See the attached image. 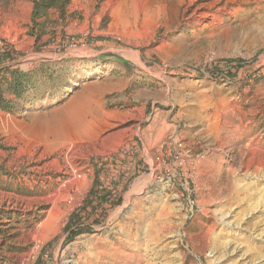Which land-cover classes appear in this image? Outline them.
Listing matches in <instances>:
<instances>
[{
  "label": "rangeland",
  "instance_id": "obj_1",
  "mask_svg": "<svg viewBox=\"0 0 264 264\" xmlns=\"http://www.w3.org/2000/svg\"><path fill=\"white\" fill-rule=\"evenodd\" d=\"M32 11L0 0V69L40 80L0 109V264H264V0Z\"/></svg>",
  "mask_w": 264,
  "mask_h": 264
},
{
  "label": "trees",
  "instance_id": "obj_2",
  "mask_svg": "<svg viewBox=\"0 0 264 264\" xmlns=\"http://www.w3.org/2000/svg\"><path fill=\"white\" fill-rule=\"evenodd\" d=\"M70 2L71 0H33V24L31 25L30 34L40 39L43 34V22L39 20L47 16L51 9H58L61 14L64 15L66 13V7ZM7 57L12 58V53L8 54ZM118 60L124 64L127 63L124 59L119 58ZM230 74L233 75L232 71H230ZM39 82L40 80L31 72L10 67L0 69V109L11 112L24 109L29 98L28 92L30 89L35 88ZM98 194L99 191L97 189L93 188L91 190L90 197H88V200L82 207L85 214H89L90 211H97L98 207L94 204V202H96L94 197L96 196L98 199ZM103 197L104 200L110 198L107 194H104ZM97 201V205L103 204L100 198ZM120 202L121 199H118L115 204H120ZM80 218L81 216L76 212L72 213L69 217L65 229L70 239L90 231V227H82L81 224L76 225V227H78L76 229L73 227V225L76 224L75 222Z\"/></svg>",
  "mask_w": 264,
  "mask_h": 264
},
{
  "label": "bare ground",
  "instance_id": "obj_3",
  "mask_svg": "<svg viewBox=\"0 0 264 264\" xmlns=\"http://www.w3.org/2000/svg\"><path fill=\"white\" fill-rule=\"evenodd\" d=\"M213 226V225H212Z\"/></svg>",
  "mask_w": 264,
  "mask_h": 264
}]
</instances>
